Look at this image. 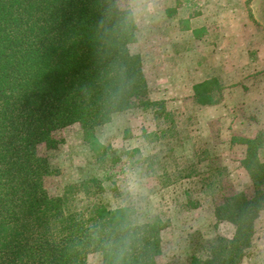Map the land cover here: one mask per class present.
<instances>
[{"label": "trees", "instance_id": "trees-1", "mask_svg": "<svg viewBox=\"0 0 264 264\" xmlns=\"http://www.w3.org/2000/svg\"><path fill=\"white\" fill-rule=\"evenodd\" d=\"M122 2L129 0H0V264H87L92 254L102 264H165L168 220L136 203L105 204L101 176L52 196L47 180L56 171L39 152L57 150L58 133L77 124L105 162L110 148L97 131L118 113H150L155 140L176 132L168 102L151 98L143 58L131 51L138 26ZM217 84L195 85L197 108L221 103ZM233 141L246 146L241 167L250 190L234 191L214 208L217 223L233 233L196 234L190 256L174 264H244L258 252L264 131ZM212 182L222 183L217 176Z\"/></svg>", "mask_w": 264, "mask_h": 264}, {"label": "rangeland", "instance_id": "rangeland-1", "mask_svg": "<svg viewBox=\"0 0 264 264\" xmlns=\"http://www.w3.org/2000/svg\"><path fill=\"white\" fill-rule=\"evenodd\" d=\"M121 6L129 8V2ZM135 19L137 42L131 51L145 61L154 101L164 100L157 99V79L185 78L181 61H166L160 71L162 59L155 58L159 52H167L168 56L188 52L198 64L207 61L219 67L230 35L250 48L251 57L261 50L264 54V0H144ZM217 78L214 81L218 83L220 74ZM220 95L223 100L225 92ZM177 101H167L175 116L176 132L160 140H155L156 122L150 113L115 114L111 123L97 131L101 142L110 148L105 162L99 161L84 142V133L77 124L58 133L63 143L57 150L39 147L41 156L47 157L56 171L47 180L52 196L73 191L87 177L101 176L105 191L100 198L105 204L117 208L136 203L146 212L168 220L170 227L163 232L164 251L160 257L165 264L184 262L196 234L205 238L231 235L232 226L218 224L214 208L225 196L249 191L251 185L241 167L243 153L233 151L230 158L225 154L224 137L221 139L219 134L226 121L219 118L201 125L197 118L200 109L193 98ZM216 176L222 182L218 188L212 182ZM260 216L258 252L244 264H264V212ZM87 264H102L100 255H90Z\"/></svg>", "mask_w": 264, "mask_h": 264}, {"label": "crops", "instance_id": "crops-1", "mask_svg": "<svg viewBox=\"0 0 264 264\" xmlns=\"http://www.w3.org/2000/svg\"><path fill=\"white\" fill-rule=\"evenodd\" d=\"M228 36L231 39L225 41L228 48L225 51V59L218 63L219 67L210 66L207 61L202 65L198 64L188 52H179L174 56L159 52V56L155 57L162 59L158 69H164L166 61H181L183 64L180 67L185 69L182 76L185 78H179L177 81H174L176 77L173 76L157 79L156 96L157 99L170 102L174 99L183 102L187 97H194L195 85L216 79L220 74L218 83L222 85L223 95L225 92L223 100L217 105L201 108L197 118L201 125L219 118L226 121L225 129L219 134L221 139L224 137L222 146L226 147L225 154L230 158L233 151L240 150L244 157L246 146L234 142L233 139L238 135L255 138L259 132L264 131V54L261 50L258 55L251 57L250 48L245 43Z\"/></svg>", "mask_w": 264, "mask_h": 264}, {"label": "clouds", "instance_id": "clouds-1", "mask_svg": "<svg viewBox=\"0 0 264 264\" xmlns=\"http://www.w3.org/2000/svg\"><path fill=\"white\" fill-rule=\"evenodd\" d=\"M144 0H129V10L132 15H135L140 10V5Z\"/></svg>", "mask_w": 264, "mask_h": 264}]
</instances>
